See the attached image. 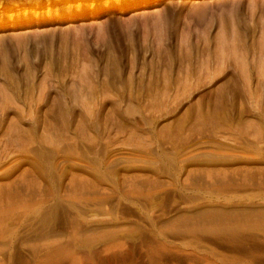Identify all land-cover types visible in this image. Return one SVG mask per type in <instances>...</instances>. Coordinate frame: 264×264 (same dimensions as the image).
I'll list each match as a JSON object with an SVG mask.
<instances>
[{"label":"rangeland","instance_id":"1","mask_svg":"<svg viewBox=\"0 0 264 264\" xmlns=\"http://www.w3.org/2000/svg\"><path fill=\"white\" fill-rule=\"evenodd\" d=\"M123 1L0 0V264H264V0Z\"/></svg>","mask_w":264,"mask_h":264},{"label":"bare ground","instance_id":"2","mask_svg":"<svg viewBox=\"0 0 264 264\" xmlns=\"http://www.w3.org/2000/svg\"><path fill=\"white\" fill-rule=\"evenodd\" d=\"M92 1H93V0H92ZM119 1H120V0H119ZM124 1H126V0H124ZM124 1H123V2H124ZM92 5H93V4H92ZM77 6H78L80 9L82 8V10H85V7H86V6H83V4H80V5H77ZM93 8H94V7H93ZM16 11H17V10H16ZM7 16H8V17H11V16L13 17V16H14V13H13L12 11H10V13L7 14Z\"/></svg>","mask_w":264,"mask_h":264}]
</instances>
